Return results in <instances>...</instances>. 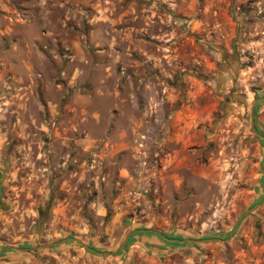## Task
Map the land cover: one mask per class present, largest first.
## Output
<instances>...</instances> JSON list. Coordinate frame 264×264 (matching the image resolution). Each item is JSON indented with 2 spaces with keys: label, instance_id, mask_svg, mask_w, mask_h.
Wrapping results in <instances>:
<instances>
[{
  "label": "rangeland",
  "instance_id": "rangeland-1",
  "mask_svg": "<svg viewBox=\"0 0 264 264\" xmlns=\"http://www.w3.org/2000/svg\"><path fill=\"white\" fill-rule=\"evenodd\" d=\"M263 169L264 0H0V264H264Z\"/></svg>",
  "mask_w": 264,
  "mask_h": 264
},
{
  "label": "water",
  "instance_id": "water-1",
  "mask_svg": "<svg viewBox=\"0 0 264 264\" xmlns=\"http://www.w3.org/2000/svg\"><path fill=\"white\" fill-rule=\"evenodd\" d=\"M257 102V100L255 101V103ZM2 171V170H1ZM263 174H264V169H263ZM257 205L253 206L251 209H249L245 214L251 212L254 210V208L256 207ZM242 217V216H241ZM149 231H154V232H159V231H156L154 229H148ZM160 233V232H159ZM51 244H57V243H51ZM51 244H47V245H41L40 247H44V246H48V245H51Z\"/></svg>",
  "mask_w": 264,
  "mask_h": 264
}]
</instances>
